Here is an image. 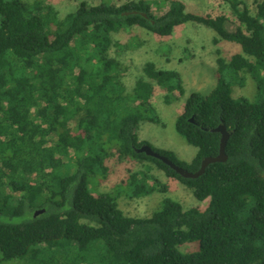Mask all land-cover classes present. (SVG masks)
<instances>
[{
    "label": "trees",
    "instance_id": "1",
    "mask_svg": "<svg viewBox=\"0 0 264 264\" xmlns=\"http://www.w3.org/2000/svg\"><path fill=\"white\" fill-rule=\"evenodd\" d=\"M223 1L231 14L192 12L181 0H81L62 15L50 0H0V264H264V0L255 9ZM189 22L242 51L227 59L216 49L217 84L186 98L176 130L198 151L185 161L140 137L144 123L165 126L156 86L180 85L181 73L148 62L130 86L122 55L144 42L115 36L139 27L170 37ZM246 73L259 100L233 95ZM220 124L227 160L198 177L138 151L150 144L195 172L219 154ZM113 157L144 168L100 190ZM154 168L207 206L166 195L149 216L127 214L121 198L169 191Z\"/></svg>",
    "mask_w": 264,
    "mask_h": 264
},
{
    "label": "rangeland",
    "instance_id": "2",
    "mask_svg": "<svg viewBox=\"0 0 264 264\" xmlns=\"http://www.w3.org/2000/svg\"><path fill=\"white\" fill-rule=\"evenodd\" d=\"M63 15L73 10L81 0H50ZM99 3L102 0H88ZM123 4L128 0H113ZM162 7L169 5V0H155ZM192 12L213 15L220 13L231 14L230 6L223 0H181ZM255 9V0H246ZM160 7V8H162ZM155 9V8H154ZM157 12L158 10L155 9ZM160 12V11H159ZM137 36L144 44L136 50H129L122 55L124 60L132 64L129 74V85H133L135 78L142 75L149 68L148 62H155L157 67L178 70L182 76V83L172 85H157L155 104L163 118L165 126L155 123H144L140 129L142 140L148 141L157 148L172 149L181 160L190 161L198 149L191 145L176 130L178 118L184 111L186 98L194 91L209 94L218 82L216 49L221 55L229 59L233 54L241 52V47L231 41H221L215 44L216 32L202 24L189 22L179 27L170 37H158L145 29L135 27L129 31L116 34V38L126 42L129 38ZM110 55H116V48L108 50ZM244 86L233 85L234 96H247L251 100H259V81L250 73L245 74ZM111 172L108 179L101 180L99 189L111 191L112 188L126 179L130 170L144 168L142 163L135 161H120L118 157L109 160ZM169 185L167 193L155 192L141 198H121V207L127 214L133 216H149L156 209L164 196L169 195L182 202L185 207L200 206L205 208L208 200L199 201L192 191L180 181L167 177L159 169L151 170ZM109 258L108 253L105 254Z\"/></svg>",
    "mask_w": 264,
    "mask_h": 264
},
{
    "label": "water",
    "instance_id": "3",
    "mask_svg": "<svg viewBox=\"0 0 264 264\" xmlns=\"http://www.w3.org/2000/svg\"><path fill=\"white\" fill-rule=\"evenodd\" d=\"M212 130L218 131L222 134L221 142H220V152L216 156H206L202 161L201 168L195 172H192V171L186 169L185 167L174 162L168 156L156 151L150 144H143L140 148H138V151L145 152L148 155H151V156H154V157L161 159L162 161H164L166 164L171 166L173 169H175L178 173H180L184 177H198L199 175H201L202 173L205 172L206 167L210 163L223 162V161L227 160L226 145H227V140L229 138L230 132L228 131V129L226 128V126L224 124H220L218 127L214 128ZM42 211H43V209L37 211L36 214L39 212H42Z\"/></svg>",
    "mask_w": 264,
    "mask_h": 264
}]
</instances>
